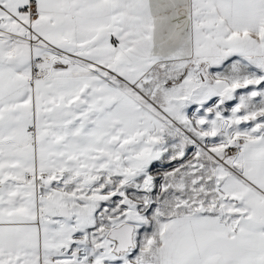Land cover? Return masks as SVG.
Returning <instances> with one entry per match:
<instances>
[{"label":"snow or ice","instance_id":"snow-or-ice-1","mask_svg":"<svg viewBox=\"0 0 264 264\" xmlns=\"http://www.w3.org/2000/svg\"><path fill=\"white\" fill-rule=\"evenodd\" d=\"M0 264H264V0H0Z\"/></svg>","mask_w":264,"mask_h":264}]
</instances>
